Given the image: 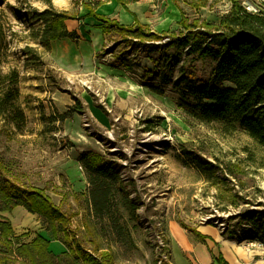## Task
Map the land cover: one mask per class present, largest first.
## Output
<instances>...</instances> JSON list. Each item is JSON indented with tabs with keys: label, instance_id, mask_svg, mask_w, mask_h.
<instances>
[{
	"label": "rangeland",
	"instance_id": "rangeland-1",
	"mask_svg": "<svg viewBox=\"0 0 264 264\" xmlns=\"http://www.w3.org/2000/svg\"><path fill=\"white\" fill-rule=\"evenodd\" d=\"M124 1L127 8L119 6L115 13V0H0V70L19 72V106L27 116L22 130L0 117V164L23 185L44 189L63 212L74 216L71 228L76 229L89 215V177L80 155L93 150L116 158L123 178L136 180L145 201L137 213L122 207L121 216L107 219L116 264H163L169 259L161 233L169 236L171 222L194 230L205 225L229 230L236 223L229 217L240 209L217 205L218 190L197 168L198 162L221 163V169L233 165L241 180L235 192L252 202L243 210L264 211V146L241 127L226 131L218 123L188 118L176 102L178 66L165 61L156 67L137 57L116 32L103 37L87 26L86 35L78 34L76 42L52 43L54 47L39 39L45 23L38 14L44 11L71 17L65 25L78 33L86 21H96L87 16L89 7L121 20L118 11L124 10L153 32L178 36L182 16L218 23L232 7L230 0H206V7H199L204 0ZM243 1L264 10V0ZM63 114L70 118L63 121ZM3 216L18 236L25 235L22 242L42 235L55 253L67 251L46 232L42 220L24 208ZM77 232L87 235L84 229ZM101 235L104 239L98 241L110 247L111 235ZM179 256L174 257L177 264ZM157 258L163 261L156 263Z\"/></svg>",
	"mask_w": 264,
	"mask_h": 264
},
{
	"label": "trees",
	"instance_id": "trees-1",
	"mask_svg": "<svg viewBox=\"0 0 264 264\" xmlns=\"http://www.w3.org/2000/svg\"><path fill=\"white\" fill-rule=\"evenodd\" d=\"M115 1L127 8L124 0ZM206 2L201 1L199 7H206ZM230 2V11L221 16L218 23L182 16L183 32L178 36L172 32H153L140 24L135 15L132 26L93 13L90 7L87 16L96 19L98 24L93 29L103 37L118 33L123 42L130 44L132 53L137 51V57L149 59L156 67L165 61L169 67L178 66L175 87L180 91L176 102L188 118L205 125L218 123L226 131L241 127L264 146V10L251 12L243 0ZM38 18L45 23L39 36L43 45L79 39L78 33L69 31L65 25V20L71 17L44 11ZM166 39L168 41L164 42ZM207 66H211L209 71L205 70ZM147 72L151 77L155 75L152 70ZM166 80L170 81L169 78ZM149 87L153 92L163 94L161 89ZM20 95L19 72L12 70L3 74L0 70V117L17 130H22L27 123L26 113L19 106ZM60 118L64 121L70 117L63 114ZM79 163L89 177L86 195L89 215L83 226L76 229H84L87 238L71 228L74 216L63 212L44 189L23 185L10 177V170L0 164V264H116L112 247L115 239L107 219L112 215L121 216L122 207L137 213L144 205L143 195L136 180L130 178L127 182L123 178V166L116 158L90 150L80 155ZM221 166V163L216 166L197 163L200 172L218 190L217 205H222V210L229 206L240 209L237 215L229 217V221L236 223L229 230H223V236L229 241L264 245V211L243 210L252 202L241 191L235 192L234 185L241 184L239 174L231 164L224 169ZM17 208L38 216L46 232L55 241L63 243L67 251L56 254L51 250V241L42 235H37L31 242H22L25 235L18 236L10 220L3 216ZM183 228L196 233L194 229ZM103 232L111 235L107 238L110 247L98 241L104 239ZM161 234L166 239L163 247L169 259L163 264H173L170 235L165 231ZM196 234L202 239L207 238ZM155 261L163 260L157 258ZM217 261L218 264H229L222 256Z\"/></svg>",
	"mask_w": 264,
	"mask_h": 264
},
{
	"label": "crops",
	"instance_id": "crops-1",
	"mask_svg": "<svg viewBox=\"0 0 264 264\" xmlns=\"http://www.w3.org/2000/svg\"><path fill=\"white\" fill-rule=\"evenodd\" d=\"M112 4L114 5L115 3L112 1ZM116 4L115 13L118 7L121 6L118 3ZM118 13L123 20L116 19L121 24L127 26L134 25L135 20L126 11L120 10ZM95 22L91 20L86 21V26L77 30L78 34H80V36H82V34L86 35L87 26L92 27V30L90 29L89 32L97 31L93 29V26L98 24V22ZM69 31H72V29ZM73 31L76 32L74 29ZM69 42L72 43L70 40H61L56 45H68ZM51 46L54 47L53 44ZM70 57L75 56L71 55ZM168 231L171 240L170 247L173 264H177L176 258L174 257L177 256L178 253L181 259L180 264H218L217 260L220 256L229 264H264V250L258 249L257 247L254 248L247 243L227 240L226 237L223 236V229L221 228L210 225L198 227L196 233L207 237L206 239L200 238L195 232L184 229L178 222H171L168 226ZM62 252H64V250L59 251L58 254Z\"/></svg>",
	"mask_w": 264,
	"mask_h": 264
},
{
	"label": "built area",
	"instance_id": "built-area-1",
	"mask_svg": "<svg viewBox=\"0 0 264 264\" xmlns=\"http://www.w3.org/2000/svg\"><path fill=\"white\" fill-rule=\"evenodd\" d=\"M245 6H246V8H247L249 11H251V12H258V9L252 8V7L247 6V5H245ZM245 243L249 244L250 246H252V247H254V248L257 247L258 249H262V250H264V245H262V244H260V243H257V242H245Z\"/></svg>",
	"mask_w": 264,
	"mask_h": 264
}]
</instances>
